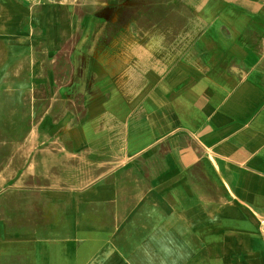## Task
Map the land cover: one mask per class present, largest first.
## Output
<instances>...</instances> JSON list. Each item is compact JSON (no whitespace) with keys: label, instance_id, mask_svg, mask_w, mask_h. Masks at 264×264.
Listing matches in <instances>:
<instances>
[{"label":"crops","instance_id":"obj_1","mask_svg":"<svg viewBox=\"0 0 264 264\" xmlns=\"http://www.w3.org/2000/svg\"><path fill=\"white\" fill-rule=\"evenodd\" d=\"M34 7L0 0V264H62L61 243L39 234L75 232L61 207L51 230L49 220L31 215L19 224L15 194L58 201L159 154L172 159L167 178L174 168L182 181L186 171L197 172L199 183L250 210L261 231L264 0H70L56 2L47 16ZM40 35L41 51L33 43ZM32 51L36 62L24 76ZM15 98L29 122L20 135L36 128L39 141L18 150L21 167L41 170L23 178L28 187L17 193L10 172Z\"/></svg>","mask_w":264,"mask_h":264},{"label":"rangeland","instance_id":"obj_2","mask_svg":"<svg viewBox=\"0 0 264 264\" xmlns=\"http://www.w3.org/2000/svg\"><path fill=\"white\" fill-rule=\"evenodd\" d=\"M27 1L35 9L42 5L43 14L47 16L56 2L70 0ZM71 1L96 5L100 0ZM110 33L113 38L119 37L117 28H112ZM35 38L33 43L41 51L45 41L41 35ZM106 43L114 42H103ZM28 62L32 71L36 52L32 51V56L25 59L24 76ZM66 65L68 62L66 64L63 57V71ZM37 96L36 90L30 91L33 104ZM14 101L15 168L10 172L18 182L13 185L17 193L20 188L28 187L22 183L23 178L37 177L41 170L21 167L20 158L24 154L18 150L23 144L37 145L39 141L36 128L31 137L20 135L28 129L29 122L18 113L23 108L20 100L15 98ZM4 145L5 138L0 137V160ZM171 160L165 154L137 159L58 201L47 199L46 193H39L36 199L15 194V219L19 224L22 215L49 220L51 230L53 210L61 207L75 232L49 231L39 235L41 239L61 243L62 264H264V236L255 215L199 183L197 172L190 177L192 175L188 176L186 171V179L182 181V170L174 168L171 170L174 177L167 178L165 165ZM3 173L5 170H0V189L5 187ZM259 218L263 220L264 216ZM55 259L58 258H53L54 264Z\"/></svg>","mask_w":264,"mask_h":264},{"label":"built area","instance_id":"obj_3","mask_svg":"<svg viewBox=\"0 0 264 264\" xmlns=\"http://www.w3.org/2000/svg\"><path fill=\"white\" fill-rule=\"evenodd\" d=\"M260 229H261V233H262V235L264 236V219L262 220H260Z\"/></svg>","mask_w":264,"mask_h":264}]
</instances>
